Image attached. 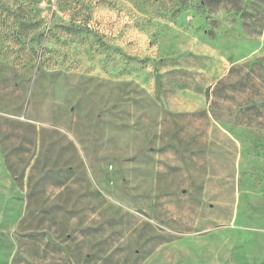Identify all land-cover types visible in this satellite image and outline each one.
<instances>
[{
  "label": "rangeland",
  "instance_id": "374dc122",
  "mask_svg": "<svg viewBox=\"0 0 264 264\" xmlns=\"http://www.w3.org/2000/svg\"><path fill=\"white\" fill-rule=\"evenodd\" d=\"M0 264H264V0H0Z\"/></svg>",
  "mask_w": 264,
  "mask_h": 264
}]
</instances>
